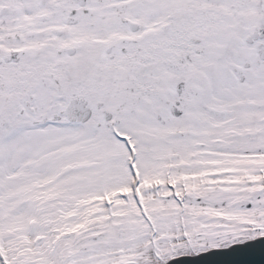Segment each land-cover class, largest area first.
<instances>
[{
  "label": "snow or ice",
  "instance_id": "obj_1",
  "mask_svg": "<svg viewBox=\"0 0 264 264\" xmlns=\"http://www.w3.org/2000/svg\"><path fill=\"white\" fill-rule=\"evenodd\" d=\"M261 239L264 0H0V264Z\"/></svg>",
  "mask_w": 264,
  "mask_h": 264
},
{
  "label": "water",
  "instance_id": "obj_2",
  "mask_svg": "<svg viewBox=\"0 0 264 264\" xmlns=\"http://www.w3.org/2000/svg\"><path fill=\"white\" fill-rule=\"evenodd\" d=\"M220 262V264H264V239L248 243L246 247H233L231 250L213 251L210 255L198 258H179L172 264H202V262Z\"/></svg>",
  "mask_w": 264,
  "mask_h": 264
}]
</instances>
